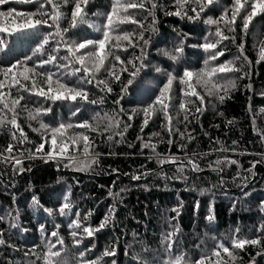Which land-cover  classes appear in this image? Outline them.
<instances>
[{
  "label": "trees",
  "instance_id": "obj_1",
  "mask_svg": "<svg viewBox=\"0 0 264 264\" xmlns=\"http://www.w3.org/2000/svg\"><path fill=\"white\" fill-rule=\"evenodd\" d=\"M158 3L163 7L155 13L158 31L152 34L151 43L147 48V59L144 62L146 66L128 86L119 105L114 101L121 94L122 83H127L128 73L121 75L122 83H111L112 93H102L95 84L80 85L88 92L90 100L104 96L103 104L82 101L53 103L41 96L24 93L25 99L21 101V105H26V110L18 109V123L29 141L24 145H18L12 140L10 126L0 128V150L11 143L13 155H16L19 149H34L42 142L41 134L32 130L39 127V122L27 118L28 112L37 108L51 109L40 117L50 128L58 127L61 123H97V120H94L97 114L100 123L98 132L75 127L67 130L69 135L82 132L87 134L93 144L90 151L99 154L97 162L86 170L75 171L62 165L58 167L56 161L45 163L43 159L37 158L24 160L23 166L25 169L30 168V171L15 174L10 163L0 162V216L5 217L0 221V239L6 241V245H0V264H27L28 260H35V257H25L24 252L38 246L36 250L43 253L45 241L55 240L49 235L54 230H58L64 240L63 251L58 259L66 264H79L81 251H85V260L99 259L105 249L110 247L116 248V256L104 257L100 264H111L112 260H116L117 264H141L142 261L146 264H162L168 258L162 237L172 230L173 225L179 228L174 251L184 253L193 261L204 253H211L220 242L230 246L234 235L255 238L260 234L258 229L264 225V211L260 207L261 201H264V113L260 111L264 109V60L260 59L259 49L264 45V14L253 19L246 35L241 30L242 21L239 17L234 25L235 32H228L223 24L220 25L226 35L235 36V42L230 39L218 45V50H222L224 54L211 63L215 65L234 61L237 67L243 65V71L247 72L248 76L240 79L241 72L221 74L219 83L222 85L228 80H234L236 83V87L225 95L223 102L216 96L207 95L202 86L195 85L196 91L204 97V103L201 105L197 97H183L182 90L186 86L180 83L179 77L183 75L185 68L195 72L204 67L208 53L193 46L205 42V38L215 32L216 26L208 25L204 20L209 16L219 18L225 9L230 7L232 0H219L218 4L201 14V19L197 21L165 15V11L176 10L174 0H158ZM37 7L36 4L10 3L0 7V10L15 8L18 11H35ZM46 7L50 11L51 6ZM110 8L111 0H89L86 8L88 20L95 22L97 26L102 25L105 16L99 14L107 13ZM71 10L70 4L62 7V11L68 16ZM130 11L134 12L136 19L144 20L146 24L151 20V17L145 19V12ZM0 22L7 27L12 26L3 18H0ZM61 27H68V21L62 20ZM122 28L128 32L138 31L134 24L123 25ZM50 31L53 29H41L42 34ZM178 33L187 34V39L182 58L174 62L159 50L173 49L182 39ZM68 35L78 42L102 38V32L89 27L88 24L71 29ZM210 38L215 39L214 36ZM39 42L40 39L32 38L12 40L7 52L0 53V67H7L17 60H23L25 56L32 55ZM240 44H243V53L238 48ZM52 46L54 42H50L46 48ZM139 52L138 47H129L127 52L120 51L118 54L122 60H127L139 55ZM64 54L66 53L62 50L60 55ZM46 58L45 54L34 57V60ZM32 64V61L28 62L29 67ZM107 64L106 61V66ZM157 68L161 71L157 72ZM39 71L55 72L56 68L53 65H45ZM169 72L177 77L172 84L169 112L173 117L174 127L179 129V132L186 133L184 137H181L179 132L169 135L164 128V115L160 112L153 115L141 131L144 116L139 110L152 103L167 81ZM97 78L107 79L108 74L102 69ZM0 79H3L2 74ZM64 82L73 86L76 84V78L65 77ZM193 83L195 84V81ZM249 84L251 89L246 87ZM4 91L7 92L8 89L5 88ZM11 91L13 96L17 95L15 88ZM182 99L189 110L187 120H184V113L179 112ZM189 100L193 103H187ZM76 107H79L80 111L73 115ZM197 107H202L203 111L196 112ZM134 110L136 112L133 115ZM129 115L133 116L131 121L128 120ZM112 117L131 124L122 141L119 136H114L112 141H108L107 136L110 133L103 132ZM229 121L235 123L229 124ZM154 133L159 135H153ZM48 135L44 149L46 152L52 147L50 133ZM188 135L194 139L189 141ZM169 139L173 143L169 144ZM147 141H151L156 146L155 152L162 156H177L183 159L186 155L198 154L201 171L195 172L186 168L183 173L186 179L178 178V165L158 164L152 149L142 146ZM233 141L236 143L233 144ZM221 148L229 151H218ZM73 154L84 159L82 151ZM4 155L8 154L5 152ZM224 157L236 160L238 164L223 166L222 171L213 170L208 166L216 159ZM256 161L261 162L252 168L253 162ZM249 168H252L251 172L248 171ZM141 172H147L148 175L140 180L131 178ZM69 192L74 205L73 213L79 211L83 217L90 211L91 216L86 223L93 227L100 223L109 207L115 203L114 224L96 233L94 237L85 239L81 245L74 246L68 226L75 218L73 214L65 217L59 216L58 213L48 215L42 208L37 210L32 206V197L35 195L44 208L55 210L64 195ZM110 192L119 195L114 200ZM174 209L178 210V214ZM17 212L19 220L14 221ZM210 214L214 216L212 222L206 219ZM12 222H18L20 228H11ZM41 224L46 226L45 233L38 230ZM56 225H59L58 229ZM23 229L28 231L24 232ZM59 248L58 245L57 249ZM257 251L258 247L251 245L246 246L243 251L237 250L234 264H250L253 258L255 264H264V255L257 257ZM221 254L227 258L222 250ZM137 256L139 258H135ZM36 264H42V261H36Z\"/></svg>",
  "mask_w": 264,
  "mask_h": 264
},
{
  "label": "snow or ice",
  "instance_id": "obj_2",
  "mask_svg": "<svg viewBox=\"0 0 264 264\" xmlns=\"http://www.w3.org/2000/svg\"><path fill=\"white\" fill-rule=\"evenodd\" d=\"M36 4L38 7L35 11H18L15 8H8L7 10H0V18L11 23V27L5 26L3 22H0V53H6L10 47V42L16 39H40V42L33 49L32 55L25 56L23 60H17L15 63H11L7 67H0V74L3 75V79H0V128L10 126V132L12 140L18 145H24L28 143V136L24 132L23 128L18 123L20 110H26V105H21V101L25 99L24 93L29 95H38L47 100L55 103L56 101H82L91 104H103L105 97L100 96L98 99H89L88 92L81 87V84H95L102 93H112V82H121V75L128 73L129 79L127 83H122L121 94L118 99L114 101L119 105L123 99L124 93H126L128 86H130L139 73L143 70L145 60L147 59V48L152 40V34L156 33L157 18L155 13L163 6L158 3V0H111V8L107 13L99 14L105 16V21L102 25L97 26L95 22L88 20V13L86 12L89 0H0V7L10 4ZM176 10L165 11V15H175L181 19H187L188 21H197L201 19V14L210 10L211 6L219 3V0H174ZM72 5L70 16L62 11V7L66 5ZM47 5L51 6L50 11L47 9ZM139 10L147 13V17H151L149 23H145L144 20L136 19L133 11ZM230 13V15H229ZM264 14V0H232L229 8L221 14L219 18L207 17L204 23L208 25H215L216 29L214 33L210 34L215 39L210 37L205 38V42L194 45L193 47L201 48L205 53H208L207 58L204 61V67L193 71L185 68L183 75L179 77L180 83L185 85V89L182 90L183 97L194 96L199 99L201 105L204 103V97L197 91L195 85L202 86L207 95L216 96L219 101L223 102L225 95L230 89L236 87L234 80H228L225 84L219 83L222 78L221 74L230 72H241L240 79H244L248 76L247 72L243 71V65L237 67L234 61H225L221 64L213 65L211 62L217 61L224 53L222 50H218V45L226 40H232L235 42V36H229L225 34V30L220 27L221 24L225 26L228 32H235V23L239 17L242 21V31L245 35L248 32L249 25L253 19ZM96 15V14H94ZM67 20L68 27L62 28L61 21ZM82 24H88L89 27L95 28L98 32H102V38L92 40L85 39L82 42L73 40L68 34L71 29H75ZM134 24L137 26L138 31L128 32L123 30V25ZM42 28L53 29V31L41 33ZM147 33V36H146ZM182 37L179 43L171 50L161 49L160 53L174 62H178L184 53V44L187 39V34L178 33ZM50 42H54V46H49ZM139 48V55L122 60L118 54L120 51L127 52L128 48ZM91 48L92 50H88ZM239 50L243 53V44L238 45ZM66 54L60 55L61 51ZM84 50V51H82ZM260 59L264 60V45L259 49ZM47 55L46 59H35L34 57ZM239 59V57L237 58ZM247 60L246 57H244ZM32 61L31 67L28 66V62ZM106 61L108 62L106 66ZM259 62V61H258ZM250 63V62H249ZM45 65H53L56 71H39L43 69ZM16 69L17 71H14ZM104 70L108 74L107 79H98L97 76ZM157 72L161 69L157 68ZM82 73V75H81ZM76 78V84L70 86L64 82V78ZM177 77L172 73H167V81L163 87L159 90V94L155 97L152 103L146 107L140 109L143 113L144 119L141 125V131L148 125L149 120L157 112L164 115L165 125L164 128L171 136L174 132H179V129L173 125V117L169 112L172 101V84ZM195 81V84L193 83ZM46 86V87H45ZM251 89V84L246 86ZM8 91L5 92L4 89ZM15 88L17 95H12V89ZM223 93V94H222ZM187 103H193V101H187ZM50 108H37L34 111L28 112V119L39 122L38 128H33L35 132H39L42 136V142L34 149L21 148L17 151L16 155H13V144H9L5 149L0 150V162L10 163L12 165L13 172L15 174H23L25 171L31 169H25L24 160L43 159L45 163L49 161H56L57 166L62 165L64 168H69L75 171H83L91 167L92 164L97 162L98 153L90 151L93 148V144L89 139V136L85 133H76L69 135L68 129L80 128L92 132L100 131L99 114L94 117L97 123H90L84 121L82 123L73 125L71 123H61L58 127L50 128L48 125L40 120V117L50 112ZM80 111L79 107H76L73 115ZM122 112L123 109H120ZM202 107H197L196 112H202ZM264 113V109L260 110ZM136 110H134L133 115ZM179 112L184 113V120L188 119L189 110L187 108L184 99L179 104ZM179 112L177 115H179ZM108 114H105L107 117ZM132 115L128 116V120L131 121ZM229 124L235 123V121H229ZM255 121H253V124ZM31 127V125H29ZM131 127L129 123H123L121 120L112 117L105 125L103 132H109L107 136L108 141H112L114 136H119L121 141L128 128ZM101 132V134H103ZM18 133V135H17ZM51 140V150L45 151V143L48 142L49 134ZM153 135H159L154 133ZM181 137H184L186 133L179 132ZM188 140L194 139L191 135H188ZM138 139H141L138 137ZM264 139V134H262ZM120 142V141H117ZM171 144L173 141L168 140ZM236 142L233 141V144ZM144 148H151L156 156L157 162L160 165L171 163L177 164V172L180 173L178 178L186 179L183 175L186 168H190L192 171H201L198 154H192L191 156H185L183 159L177 156H162L155 152L156 146L151 141L144 142L142 145ZM84 157L82 160L79 156L74 155L75 152H81ZM218 151L224 152L229 149L221 148ZM234 151V149H232ZM8 155H4V153ZM261 161L253 162L252 168H255L257 163ZM229 164H238V161L231 160L228 157L223 159H216L208 166L213 170H223V166ZM252 168L248 171L251 172ZM116 171V170H113ZM127 175V174H126ZM148 175L147 172H141L139 174L132 175L133 180H140ZM247 180V178H245ZM246 186V185H245ZM114 200L119 195L113 194ZM246 196L247 193H244ZM33 208L39 210L43 209L48 215H55L65 217L69 214L75 216L69 223L71 229L70 235L73 239V245L79 246L87 239L94 237L96 233L105 229L109 225L114 224L116 205L115 203L109 207L107 213L100 221V223L93 227L91 224L86 223L91 216V212H86L83 217L79 211L73 213V203L70 199V192L64 195L63 200L58 208L55 210L51 208H44L38 198L34 195L32 197ZM261 210L264 211V201L260 204ZM174 211L178 210L174 209ZM9 215H12L9 213ZM5 217L0 216V221H3ZM14 221L19 220L18 212L14 216ZM209 222L214 220L213 215L206 217ZM11 228L19 229L18 222H12ZM57 229L59 225L55 226ZM41 233L46 232V226L41 224L38 229ZM27 232V229H23ZM239 232V229L236 230ZM260 233L255 238L244 237L241 238L238 235H234L230 241V246H225L223 242L216 245V248L211 253H204L199 259L191 260L186 257L182 252L174 251V244L176 242L179 228L175 225L172 226V230L163 234L162 244L164 251L167 253V259L162 264H234L236 260V251L245 250L248 245L257 246L258 251L256 256L264 255V225H261L258 229ZM2 235V233H0ZM50 237L55 238L47 239L44 244L45 251L43 253L38 252L36 249L38 246H33L28 251L24 252L25 257H35V260H28L27 264H36V261H42V264H66V262L60 261L58 258L61 256L64 246V240L59 235L58 230L52 231ZM0 245H6V241L0 239ZM60 246L57 249V246ZM14 247V246H13ZM19 250V249H16ZM221 250L226 254V259L221 254ZM91 251V249H86ZM116 256V248L110 247L105 249L102 256L96 260H85V251L79 252L80 261L79 264H100V261L104 257ZM135 258H139L138 256ZM111 264H117L116 260H112ZM141 264H146L142 261ZM250 264H255V259L250 261Z\"/></svg>",
  "mask_w": 264,
  "mask_h": 264
}]
</instances>
